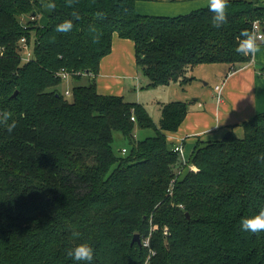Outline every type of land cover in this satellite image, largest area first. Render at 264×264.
<instances>
[{
    "label": "trees",
    "instance_id": "16d2710c",
    "mask_svg": "<svg viewBox=\"0 0 264 264\" xmlns=\"http://www.w3.org/2000/svg\"><path fill=\"white\" fill-rule=\"evenodd\" d=\"M135 1L49 0L56 7L46 12L37 0H0V111L17 122L12 133L0 126V264H84L67 255L80 243L94 249L91 264H144L136 234L150 236V264H264V233L241 228L264 207V113L243 125L242 138L198 142L183 166L167 135L188 103L159 104L155 124L140 104L99 95L94 80L69 100L57 90L61 70L95 78L114 34L133 41L149 88L187 85L201 65L248 63L235 51L238 37L255 21L264 27V8L229 1L217 29L208 7L149 17ZM66 19L73 29L57 32ZM22 38L32 43L28 61ZM137 129L154 136L137 141ZM114 132L130 145L124 154L112 149Z\"/></svg>",
    "mask_w": 264,
    "mask_h": 264
},
{
    "label": "crops",
    "instance_id": "0c3cea01",
    "mask_svg": "<svg viewBox=\"0 0 264 264\" xmlns=\"http://www.w3.org/2000/svg\"><path fill=\"white\" fill-rule=\"evenodd\" d=\"M246 1L253 2L255 7L264 8V0ZM206 7L207 0L135 1L136 13L149 17L172 18ZM219 66L221 73L211 90H203L200 97L193 99L195 103L189 106L177 132L167 135L172 146L181 141L187 161L198 142L219 141L229 133L240 138L244 136L243 125L252 121L256 115L264 113V46L248 63L234 68ZM82 77L83 75L80 78ZM94 82L99 95L123 96L126 99L133 95L136 96L135 102L140 104L138 94L147 85V80L137 70L132 40L113 35L111 51L101 59ZM218 85L222 87L219 103L214 90ZM71 89L67 88L65 92H70ZM159 104L162 103H157L160 114Z\"/></svg>",
    "mask_w": 264,
    "mask_h": 264
},
{
    "label": "clouds",
    "instance_id": "9594fccd",
    "mask_svg": "<svg viewBox=\"0 0 264 264\" xmlns=\"http://www.w3.org/2000/svg\"><path fill=\"white\" fill-rule=\"evenodd\" d=\"M78 0H66L69 7H72ZM229 0H207L208 10L213 13L212 16V26L219 29L224 24L227 23V9ZM47 10H53L56 5L52 2L44 4ZM97 18L102 19L103 13H97ZM72 16L74 19H80L79 14L73 11ZM258 21L255 22L253 30L245 29L241 31L237 47L235 51L244 57L255 56L262 51V46H264V32H261L256 25ZM73 20L66 19L62 23L56 26V31L60 33H68L73 29ZM93 33V42L96 43L100 39V34L96 32L95 28L90 30ZM0 126L6 128L8 133H12L17 126V122L12 119V114L8 111H0ZM219 126V125H217ZM259 159L264 160V155L259 157ZM241 228L245 232L252 234L264 233V207H262L257 214L243 218L241 220ZM79 232H73L74 237H79ZM67 255L73 258L75 261L84 262V264H91L94 258V249L88 243H80L74 248H70L67 251Z\"/></svg>",
    "mask_w": 264,
    "mask_h": 264
},
{
    "label": "rangeland",
    "instance_id": "374dc122",
    "mask_svg": "<svg viewBox=\"0 0 264 264\" xmlns=\"http://www.w3.org/2000/svg\"><path fill=\"white\" fill-rule=\"evenodd\" d=\"M41 7L44 4L49 3V0H37ZM43 9L48 12L45 7ZM38 12V9H36ZM40 16V15H39ZM26 19V16H23ZM40 18V17H39ZM44 21V19L42 18ZM30 50H32V43L29 46ZM25 56V54H24ZM221 67L219 65H201L197 68L190 70L187 73V77H193L194 81L187 85H181L179 83H172L168 88L166 87H156L155 89L143 86L141 88L140 93L138 94L140 105L143 106L150 117L152 118L155 124L158 123L159 120V109L157 107V103H169V102H185L188 103V106L195 103L193 99L195 97H200L201 91L203 90H211V87L216 82L215 79H219V73H221ZM146 79V78H145ZM94 80V77L89 75H83L82 78L74 79L69 78L67 80H62L60 85L57 86V90L64 95L65 89H71L74 86H87ZM144 79H142V82ZM142 83V84H143ZM71 92V91H70ZM66 99H70L69 96H65ZM136 96H130L127 100L130 102H135ZM139 104V103H137ZM154 136L153 131L151 130H135L134 137L138 140H143L148 137ZM243 136H240L242 138ZM112 149L115 153L121 155V150H129L130 145L126 139H124L121 134L114 132L113 133V143Z\"/></svg>",
    "mask_w": 264,
    "mask_h": 264
},
{
    "label": "built area",
    "instance_id": "2783aa9c",
    "mask_svg": "<svg viewBox=\"0 0 264 264\" xmlns=\"http://www.w3.org/2000/svg\"><path fill=\"white\" fill-rule=\"evenodd\" d=\"M257 22V21H255ZM255 22L252 23V26H251V30H253V27H254V24ZM259 22V21H258ZM256 27L261 31V32H264V27L261 26L260 22L258 23V25H256ZM20 48H21V52H22V56H23V60L24 61H28L31 57V50L30 48L28 47V44H27V41L25 38H22L20 39ZM25 54V56H24ZM58 76L61 78V80H67L71 77V75L66 72L65 70H61L58 74ZM215 92H216V98H217V102L219 103L221 101V90H222V87L220 85L218 86H215L214 88ZM64 95L67 97L69 96L70 97V92L66 91L64 93ZM131 121H134V117H131ZM172 151L177 154V156L180 158L181 162H182V165L185 166L187 164V160L185 159L184 157V150H183V147H182V143L181 141L174 144L172 146ZM126 152L125 149H122V153L124 154ZM168 193L171 194V189L168 190ZM180 208H182L181 206H179ZM157 227H152L151 228V231H154ZM168 234V231L167 229L165 228L163 230V235L164 236H167ZM150 236L144 240L141 241V246L142 248L146 249L147 251V258L144 262V264H150V259L151 257H153L155 255L154 251L152 250L151 246H150V240H149Z\"/></svg>",
    "mask_w": 264,
    "mask_h": 264
},
{
    "label": "water",
    "instance_id": "95a60500",
    "mask_svg": "<svg viewBox=\"0 0 264 264\" xmlns=\"http://www.w3.org/2000/svg\"><path fill=\"white\" fill-rule=\"evenodd\" d=\"M140 242H141L140 241V236L136 234V235H134V237H133V239L131 241V245L137 244L138 246H140L141 245Z\"/></svg>",
    "mask_w": 264,
    "mask_h": 264
}]
</instances>
